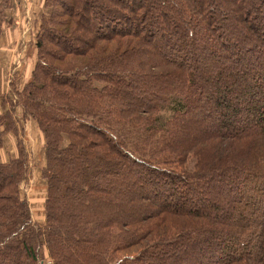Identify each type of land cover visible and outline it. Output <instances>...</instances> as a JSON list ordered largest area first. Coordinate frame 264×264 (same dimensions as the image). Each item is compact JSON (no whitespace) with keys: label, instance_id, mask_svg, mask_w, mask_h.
Masks as SVG:
<instances>
[{"label":"trees","instance_id":"obj_1","mask_svg":"<svg viewBox=\"0 0 264 264\" xmlns=\"http://www.w3.org/2000/svg\"><path fill=\"white\" fill-rule=\"evenodd\" d=\"M33 46L0 81V264H264V0H44Z\"/></svg>","mask_w":264,"mask_h":264},{"label":"crops","instance_id":"obj_2","mask_svg":"<svg viewBox=\"0 0 264 264\" xmlns=\"http://www.w3.org/2000/svg\"><path fill=\"white\" fill-rule=\"evenodd\" d=\"M43 11L44 0H0V23L2 24L0 34V81L2 89L4 88L3 92H6L5 84L9 83L10 86L15 82L6 80L13 59L18 52L27 55L31 49L30 63L27 64L29 66L24 68L27 63L26 59L25 64L23 62L24 66L23 64L21 66L23 69L16 81L22 85L30 79L36 56L33 42L37 32V24ZM21 40L24 41L26 51H22L21 47L18 46V42ZM33 127L35 128L34 125Z\"/></svg>","mask_w":264,"mask_h":264},{"label":"rangeland","instance_id":"obj_3","mask_svg":"<svg viewBox=\"0 0 264 264\" xmlns=\"http://www.w3.org/2000/svg\"><path fill=\"white\" fill-rule=\"evenodd\" d=\"M24 41H19L18 46L21 47L22 51H26L24 48ZM28 50V49H27ZM27 53V55H22L21 52H18V54L15 56V58L12 61L11 68L9 69L8 78L6 79L8 82H14L15 81V87L20 88V82H17L16 79H18V75L22 71L23 68H21L23 62L25 64L26 59L27 63L24 68H26L28 63H30L29 58L31 57V52ZM29 52V51H28ZM23 64V66H24ZM11 85L9 86V83L5 84V90L9 91L11 89ZM14 116H20V111L15 107V109L12 112ZM26 121V120H25ZM30 119H27L26 122H17V127L19 130L21 129L20 138H21V144L23 145L28 158V167H29V174L28 179L25 183L21 184V192L22 194L28 199L30 206H31V216L33 217V221L37 223H42L45 219V212L43 208V200L45 197V191L46 187L44 186V181L40 178L41 168L45 164V156H44V140H42L41 135L37 132V130L33 127V124L30 122ZM24 124V125H22ZM24 126V127H22ZM15 142L13 141V145ZM7 148V147H6ZM16 147L12 148V151L15 150ZM11 151V152H12ZM6 154L7 151H6ZM14 154V153H12Z\"/></svg>","mask_w":264,"mask_h":264}]
</instances>
